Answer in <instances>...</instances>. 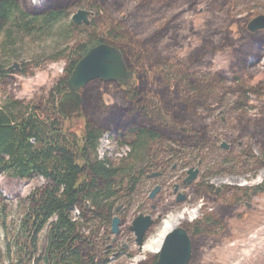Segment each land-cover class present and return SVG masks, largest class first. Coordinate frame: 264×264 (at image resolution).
Instances as JSON below:
<instances>
[{
  "label": "trees",
  "instance_id": "trees-1",
  "mask_svg": "<svg viewBox=\"0 0 264 264\" xmlns=\"http://www.w3.org/2000/svg\"><path fill=\"white\" fill-rule=\"evenodd\" d=\"M200 1L0 0V36L8 40L18 32L46 35L83 5L95 11L90 26L69 22L65 32L71 42L62 57L64 74L49 93L34 104L21 106V101L7 99L0 106V173L22 180L42 179L23 199L16 237L6 244L13 256L8 264H106L111 253L96 241L95 225L110 219L118 193L124 187L132 189L158 154L201 151L214 145V121L208 120L214 91L220 94V105L227 94L235 96L229 109L231 129L236 138L253 141L258 155L250 152L249 156L255 165L264 164V104L254 117L244 113L249 95L260 100L264 94V77L248 84L254 79L251 59L258 63L264 58V31L246 29L249 15L236 11L241 0H206L202 29L193 33L189 21L185 35H196L199 43L179 58L171 75L159 61L148 60L175 31L183 11L195 13ZM124 10L136 22L133 26L123 21ZM100 43L119 49L133 76L125 86L95 79L80 89L81 105L73 116L81 121L77 130L58 115L56 104L77 61ZM228 49L227 72L197 76L192 71ZM5 74L7 70L0 69V75ZM105 94L112 95V104H105ZM153 101L159 110L153 109ZM105 134L128 147L129 157L119 164L98 158V141ZM234 147L223 150L228 157L216 164L217 170L244 165L246 159L239 161L233 150L239 148ZM189 188L204 207L200 218L181 226L191 241L187 264H201V246L225 232L240 196L250 189L226 186L216 196L215 187L203 180ZM261 190L264 187L254 189ZM136 264H159L157 253H146Z\"/></svg>",
  "mask_w": 264,
  "mask_h": 264
},
{
  "label": "rangeland",
  "instance_id": "rangeland-1",
  "mask_svg": "<svg viewBox=\"0 0 264 264\" xmlns=\"http://www.w3.org/2000/svg\"><path fill=\"white\" fill-rule=\"evenodd\" d=\"M205 2L206 0L199 2L195 13L183 11L182 17L175 24V31L151 52L148 60H157L164 70L169 74L172 72L179 64V58L183 57L190 47L199 43L196 35L189 38H185V35L189 32V21L193 23L191 29L193 33L202 29L207 16L204 11ZM83 7L88 10L86 5ZM236 11L239 15H249V18L264 14V0H241ZM120 14L123 21L130 26L136 23L128 16L127 10ZM71 16L72 14L54 24L46 35L18 32L15 33L13 40L6 39L4 35L0 36V69L9 73L0 75V106L7 99L21 101L23 103L21 106L29 101L34 104L57 84L64 74L65 60L62 57L71 42L70 36L65 32L71 22ZM81 38L85 39V37ZM81 41L83 42L82 39ZM229 60L228 49L206 61L210 63L193 67L192 71L197 76L215 70L227 72ZM14 62L18 64L19 70L9 71L8 68ZM251 64L254 79L248 84L255 85L264 77V58L258 63L251 59ZM249 97L244 113L247 117H254L258 113V107L264 104V94L260 100L251 95ZM219 99L220 94L214 91L209 103L212 111L208 115V120L214 121L211 135L214 145H219L223 141L230 144L235 133L230 126L232 111L229 109L235 98L227 94L223 97L222 105L219 104ZM104 102L107 105L112 104V95L105 94ZM152 106L155 111L159 110L155 101ZM69 121L73 123L72 127L79 130L81 126L79 119L71 118ZM225 135H229L230 139H225ZM235 141L240 143L239 149H235V154L240 157L239 161L244 158L246 160L244 165L238 164L230 170L216 169V164L228 155L224 154L223 150L215 149L214 145L201 151L182 150L179 153L158 154L150 166L145 168V174L132 189L124 187L123 192L118 193L113 202L110 219L106 223L100 222L95 225L96 241L100 243L102 249L106 248L105 250L111 253L106 264H132L143 258L146 253L156 254L149 248L144 249L143 245L169 213L178 212L183 208L197 209L198 213L193 219L186 217L179 224L201 217L204 201L195 197L189 185L181 184L186 171L191 167L199 169L193 183L203 180L213 185L215 189L219 186L240 187L239 184H242L250 189L240 196V201L249 203L251 207L247 208L241 204L234 216L227 219L225 232L221 236H213L210 240H206V246L202 245L200 248L201 264H264V190L254 191L257 186L264 187V164L261 167L255 165L253 158L249 156L250 152L255 156L258 155L253 141L247 137H235ZM164 147L166 149V146ZM241 150L245 153L240 152ZM129 152L128 147L112 141L107 134L98 141V158L108 159L111 164H119L121 159L129 157ZM161 171L162 176L155 178L146 176ZM41 183L40 177L22 180L0 173V264H8L13 257L9 256L10 252L6 244L16 237L18 223L24 211L23 199ZM156 185L161 187L160 191L153 199H149V193ZM175 185L179 186L177 192L173 191ZM177 193L185 194L186 199L176 202ZM220 200L223 199L220 197ZM140 214L149 215L154 222L148 229L142 245L138 246L135 243L134 233L128 227ZM114 217L119 220L117 235L110 233L111 221ZM112 239L115 241L113 242ZM42 243L43 235L40 238V244ZM213 244L214 246H209Z\"/></svg>",
  "mask_w": 264,
  "mask_h": 264
},
{
  "label": "water",
  "instance_id": "water-1",
  "mask_svg": "<svg viewBox=\"0 0 264 264\" xmlns=\"http://www.w3.org/2000/svg\"><path fill=\"white\" fill-rule=\"evenodd\" d=\"M92 16H94L93 11L79 8L72 14L71 21L75 25L90 26ZM246 28L251 33L264 31V14H258L248 20ZM8 70L18 71V64L14 62ZM130 78L131 71L127 69L119 49L104 43L93 46L77 61L73 71L66 80V90L62 92L56 104L57 113L61 118L71 120L81 105L79 90L92 80L99 79L106 82H116L121 86H125L129 83ZM221 147L228 148L229 145L222 142ZM197 174L198 168L191 167L187 170V176L182 180V184H190L194 181ZM159 175L160 172H154L147 175V178H155ZM178 187V185H175L174 192H177ZM160 188V186L156 185L150 191L149 199H153L160 191ZM220 190L221 187H217L216 193ZM185 199V194L177 193L176 202H182ZM241 204H244L247 208L251 207L247 202H241ZM153 222L149 215L141 214L132 220L128 228L134 233L135 243L138 246L142 245L144 236ZM118 224L119 220L114 217L111 221V234H118ZM112 241H115V239H112ZM156 253L159 264L188 263L191 256V241L187 231L181 224L165 235Z\"/></svg>",
  "mask_w": 264,
  "mask_h": 264
},
{
  "label": "bare ground",
  "instance_id": "bare-ground-1",
  "mask_svg": "<svg viewBox=\"0 0 264 264\" xmlns=\"http://www.w3.org/2000/svg\"><path fill=\"white\" fill-rule=\"evenodd\" d=\"M33 1L37 2V0ZM197 213V209L183 208L178 212L167 214L160 222L156 232L148 236L144 242L143 248H149L156 253L159 250L163 238L168 232L176 228L184 218L188 217L189 219H193Z\"/></svg>",
  "mask_w": 264,
  "mask_h": 264
},
{
  "label": "flooded vegetation",
  "instance_id": "flooded-vegetation-1",
  "mask_svg": "<svg viewBox=\"0 0 264 264\" xmlns=\"http://www.w3.org/2000/svg\"><path fill=\"white\" fill-rule=\"evenodd\" d=\"M79 8H84V7L82 6V7H79ZM79 8H77V9H79ZM77 9H76V10H77ZM84 9H87V8H84ZM76 10H74V11H76ZM73 13H74V12H73ZM73 13H72V14H73ZM94 15H95V12H94ZM255 16H256V15H255ZM92 17H94V16H92ZM92 17H91V18H92ZM250 19H251V18H250ZM250 19H249V20H250ZM247 22H248V21H247ZM247 22H246V24H247ZM246 29H247V28H246ZM127 69H128V68H127ZM128 70H129V69H128ZM130 71H131V70H130ZM223 72H224V71H223ZM132 76H133V75H132V71H131V78H130V81H131V79H132ZM130 81H129V82H130ZM128 84H129V83H128ZM128 84H127V85H128ZM249 96H250V95H249ZM233 97L235 98V96H233ZM249 98H250V97H249ZM234 101H235V99H234ZM211 111H212V110H211ZM223 142H224V141H223ZM235 142H236V141H235ZM221 143H222V142H221ZM221 143L218 145V146H219V150H226V151H228L230 148H232V146H233V147L235 146V147H238V148H239V146H240V143L236 142V143L234 144V143L231 142V140H230V144L227 143V144L229 145V147H228V148H223V147H221ZM225 143H226V142H225ZM235 147H234V148H235ZM233 150H235V149H233ZM166 151H167V150H166ZM166 151H165V152H166ZM180 151H182V149H180L179 152H180ZM165 152H164V153H165ZM179 152H178V153H179ZM167 153H168V152H167ZM173 153H174V152H173ZM175 153H176V152H175ZM170 154H172V152H171ZM166 162H167V161H166ZM196 168H197V167H196ZM198 172H199V169H198ZM162 175H163V172L161 171L159 176H162ZM197 175H198V174H197ZM146 176H147V175H146ZM186 176H187V171H186ZM186 176H185V177H186ZM157 177H158V176H157ZM185 177H184V178H185ZM196 177H197V176H196ZM184 178H183V179H184ZM183 179H182V180H183ZM195 179H196V178H195ZM195 179H194V180H195ZM182 180H181V184H182ZM192 183H193V182H191L190 184H192ZM190 184H183V185H190ZM239 185H241L240 187H244V186H242V184H239ZM225 188H226V186H221V190H220L218 193H216V189H215L214 195L218 196L219 194H222ZM178 189H179V187H178ZM173 191H174V189H173ZM241 202H242V200L239 201V203H238V207L241 205ZM238 207H237V208H238ZM237 208H236V209H237ZM235 211H236V210H235ZM234 213H235V212H234ZM233 216H234V215H233ZM230 218H231V217H230ZM228 219H229V218H228ZM149 229H150V228H149ZM146 233H147V232H146ZM145 235H146V234H145ZM188 235H189V234H188ZM144 237H145V236H144ZM189 238H190V237H189ZM132 264H136V262H134V263H132Z\"/></svg>",
  "mask_w": 264,
  "mask_h": 264
}]
</instances>
